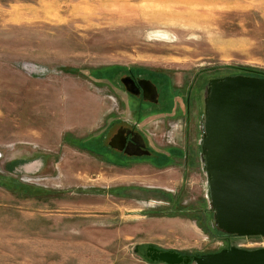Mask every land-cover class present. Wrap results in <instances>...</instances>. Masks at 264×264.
<instances>
[{
	"label": "rangeland",
	"instance_id": "rangeland-1",
	"mask_svg": "<svg viewBox=\"0 0 264 264\" xmlns=\"http://www.w3.org/2000/svg\"><path fill=\"white\" fill-rule=\"evenodd\" d=\"M139 67L169 77L156 164L106 165L82 140L132 113L111 80ZM241 68L264 72V0H0V264L264 248L212 227L200 161L207 83Z\"/></svg>",
	"mask_w": 264,
	"mask_h": 264
},
{
	"label": "water",
	"instance_id": "water-1",
	"mask_svg": "<svg viewBox=\"0 0 264 264\" xmlns=\"http://www.w3.org/2000/svg\"><path fill=\"white\" fill-rule=\"evenodd\" d=\"M199 129L212 227L224 235L264 237V77L210 79ZM145 253L164 264H264V248L188 255L148 246Z\"/></svg>",
	"mask_w": 264,
	"mask_h": 264
},
{
	"label": "flooded vegetation",
	"instance_id": "flooded-vegetation-1",
	"mask_svg": "<svg viewBox=\"0 0 264 264\" xmlns=\"http://www.w3.org/2000/svg\"><path fill=\"white\" fill-rule=\"evenodd\" d=\"M115 73L111 81L125 94L132 113L128 116L109 114L98 133V157L102 163L115 167L136 161L156 164V151L144 134L141 122L143 118L166 112L164 96L168 94L169 77L164 72L158 73L142 67L120 72L116 70ZM150 83L155 89H152Z\"/></svg>",
	"mask_w": 264,
	"mask_h": 264
},
{
	"label": "crops",
	"instance_id": "crops-1",
	"mask_svg": "<svg viewBox=\"0 0 264 264\" xmlns=\"http://www.w3.org/2000/svg\"><path fill=\"white\" fill-rule=\"evenodd\" d=\"M146 119H142V122L141 123H143V121H145ZM106 121V120H105ZM153 126V125H152ZM151 126V127H152ZM142 130L144 131V134L148 137V136H152V137H154L155 135V133H154V129L153 130H150V129H148V128H144V127H142ZM99 133V132H98ZM98 133H96V134H93L92 136H90V137H88L87 139H83L82 141H83V143H86V142H90L91 144H94V143H96L97 142V137H98ZM149 139V138H148ZM150 142V141H149ZM97 145H98V143H97ZM158 154V153H157ZM159 155V154H158ZM121 167H126L127 165H120ZM117 167V168H121V167Z\"/></svg>",
	"mask_w": 264,
	"mask_h": 264
},
{
	"label": "trees",
	"instance_id": "trees-1",
	"mask_svg": "<svg viewBox=\"0 0 264 264\" xmlns=\"http://www.w3.org/2000/svg\"><path fill=\"white\" fill-rule=\"evenodd\" d=\"M75 71H77V70H75ZM241 72L245 75L264 77V72H257L256 70H251L248 68H241ZM177 207H179V204H178V202L175 201V208H177ZM184 211H188V210H186L185 208H182L181 210L179 209V212H181V213H184ZM158 263H160V262H158Z\"/></svg>",
	"mask_w": 264,
	"mask_h": 264
},
{
	"label": "built area",
	"instance_id": "built-area-1",
	"mask_svg": "<svg viewBox=\"0 0 264 264\" xmlns=\"http://www.w3.org/2000/svg\"><path fill=\"white\" fill-rule=\"evenodd\" d=\"M169 131H170V130H168V133H169ZM168 133H167V135H166L167 137H168ZM164 138H165V136H164ZM168 139H169V138H168ZM169 141H170V139H169Z\"/></svg>",
	"mask_w": 264,
	"mask_h": 264
},
{
	"label": "bare ground",
	"instance_id": "bare-ground-1",
	"mask_svg": "<svg viewBox=\"0 0 264 264\" xmlns=\"http://www.w3.org/2000/svg\"><path fill=\"white\" fill-rule=\"evenodd\" d=\"M264 238V237H263ZM233 247H236V246H233Z\"/></svg>",
	"mask_w": 264,
	"mask_h": 264
}]
</instances>
